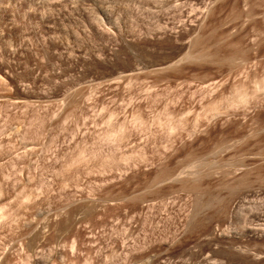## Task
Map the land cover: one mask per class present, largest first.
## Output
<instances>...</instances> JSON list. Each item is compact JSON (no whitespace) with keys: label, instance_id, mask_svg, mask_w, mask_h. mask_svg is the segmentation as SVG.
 I'll list each match as a JSON object with an SVG mask.
<instances>
[{"label":"rangeland","instance_id":"obj_1","mask_svg":"<svg viewBox=\"0 0 264 264\" xmlns=\"http://www.w3.org/2000/svg\"><path fill=\"white\" fill-rule=\"evenodd\" d=\"M0 264H264V0H0Z\"/></svg>","mask_w":264,"mask_h":264},{"label":"bare ground","instance_id":"obj_2","mask_svg":"<svg viewBox=\"0 0 264 264\" xmlns=\"http://www.w3.org/2000/svg\"><path fill=\"white\" fill-rule=\"evenodd\" d=\"M192 180H193V181H192ZM192 180H191V181H192V182H191L192 184H190V188L193 190V192H195V194H196V198H195V199H196V200H195L196 203H195V204H196L197 206H199V205H201L203 202H202V199H200V197L198 196V190H196V188H197V185H195V183H196V181H195L196 178H193ZM205 203H207V202H205ZM1 263H2V262H1Z\"/></svg>","mask_w":264,"mask_h":264}]
</instances>
